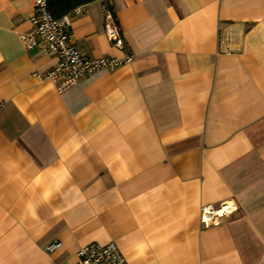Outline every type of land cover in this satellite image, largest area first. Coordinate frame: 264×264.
<instances>
[{"label": "crops", "instance_id": "0c3cea01", "mask_svg": "<svg viewBox=\"0 0 264 264\" xmlns=\"http://www.w3.org/2000/svg\"><path fill=\"white\" fill-rule=\"evenodd\" d=\"M112 1L132 62L60 92L19 38L35 0H0V264H264V0ZM80 6L77 48L123 57Z\"/></svg>", "mask_w": 264, "mask_h": 264}, {"label": "built area", "instance_id": "2783aa9c", "mask_svg": "<svg viewBox=\"0 0 264 264\" xmlns=\"http://www.w3.org/2000/svg\"><path fill=\"white\" fill-rule=\"evenodd\" d=\"M82 7L78 6L55 18L48 8V0H35L33 14L30 17L31 28L19 34V38L27 50L37 48L43 55L57 58L56 65L44 74H37L43 81H53L60 92L77 85L83 76L93 75L100 70H113L121 65L129 64L133 54L126 43L117 19L112 0H102L104 13V30L110 44L125 52L123 57H92L81 52L75 45L70 31L72 16L78 14ZM2 104H0V111ZM236 205L232 201L221 202L218 207L213 204L202 206L201 221L204 224H215L219 217L233 213ZM55 243L47 246L51 251ZM75 264H127L118 246L114 242L87 244L77 252Z\"/></svg>", "mask_w": 264, "mask_h": 264}, {"label": "trees", "instance_id": "16d2710c", "mask_svg": "<svg viewBox=\"0 0 264 264\" xmlns=\"http://www.w3.org/2000/svg\"><path fill=\"white\" fill-rule=\"evenodd\" d=\"M93 0H48V8L55 18H60L74 8Z\"/></svg>", "mask_w": 264, "mask_h": 264}]
</instances>
